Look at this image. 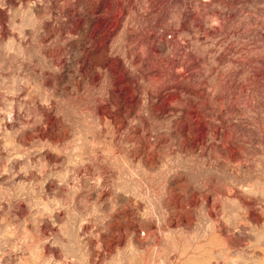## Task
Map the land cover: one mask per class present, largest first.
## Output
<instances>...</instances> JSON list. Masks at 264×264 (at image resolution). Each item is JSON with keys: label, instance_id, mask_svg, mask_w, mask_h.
Here are the masks:
<instances>
[{"label": "rangeland", "instance_id": "obj_1", "mask_svg": "<svg viewBox=\"0 0 264 264\" xmlns=\"http://www.w3.org/2000/svg\"><path fill=\"white\" fill-rule=\"evenodd\" d=\"M0 264H264V0H0Z\"/></svg>", "mask_w": 264, "mask_h": 264}]
</instances>
